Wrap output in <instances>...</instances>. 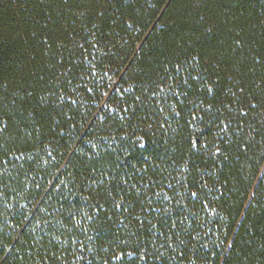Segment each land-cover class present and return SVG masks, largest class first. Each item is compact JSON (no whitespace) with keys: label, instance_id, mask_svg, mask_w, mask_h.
<instances>
[{"label":"trees","instance_id":"obj_1","mask_svg":"<svg viewBox=\"0 0 264 264\" xmlns=\"http://www.w3.org/2000/svg\"><path fill=\"white\" fill-rule=\"evenodd\" d=\"M0 264H264V0H0Z\"/></svg>","mask_w":264,"mask_h":264}]
</instances>
